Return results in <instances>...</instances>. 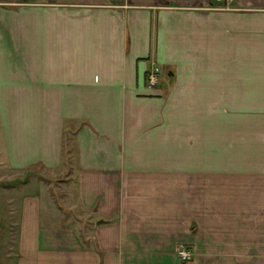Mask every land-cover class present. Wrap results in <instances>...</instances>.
I'll list each match as a JSON object with an SVG mask.
<instances>
[{
	"label": "crops",
	"instance_id": "0c3cea01",
	"mask_svg": "<svg viewBox=\"0 0 264 264\" xmlns=\"http://www.w3.org/2000/svg\"><path fill=\"white\" fill-rule=\"evenodd\" d=\"M0 128L92 227L24 196L19 264H264V0H0Z\"/></svg>",
	"mask_w": 264,
	"mask_h": 264
},
{
	"label": "rangeland",
	"instance_id": "374dc122",
	"mask_svg": "<svg viewBox=\"0 0 264 264\" xmlns=\"http://www.w3.org/2000/svg\"><path fill=\"white\" fill-rule=\"evenodd\" d=\"M156 68L161 75V67L155 64L148 71V75ZM68 140L70 142L66 143L65 148L66 165L63 167L48 169L42 165H34L21 171L10 166L7 147L2 131L0 132V264H19L21 260L19 257L21 203L23 197L28 194L38 192L44 195L48 208L42 213L51 217L54 222L49 225L57 227L63 222V225L77 228L84 235L90 234L92 227L89 215L80 210L76 199L74 178L76 165L73 155L68 152L72 149V140L71 138ZM176 258L180 264H185L186 261L180 260L177 256Z\"/></svg>",
	"mask_w": 264,
	"mask_h": 264
},
{
	"label": "built area",
	"instance_id": "2783aa9c",
	"mask_svg": "<svg viewBox=\"0 0 264 264\" xmlns=\"http://www.w3.org/2000/svg\"><path fill=\"white\" fill-rule=\"evenodd\" d=\"M220 1H226L227 5H229L232 0H220ZM160 77L161 75L159 69L156 68L153 71H150L148 75L149 85L153 86L159 83ZM176 256L182 261H187L192 257V253L187 250L184 244H180L176 250Z\"/></svg>",
	"mask_w": 264,
	"mask_h": 264
}]
</instances>
